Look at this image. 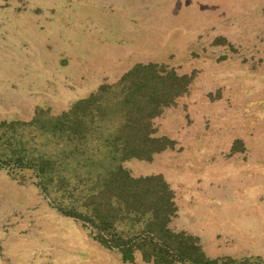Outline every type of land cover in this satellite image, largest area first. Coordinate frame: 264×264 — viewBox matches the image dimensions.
<instances>
[{"label": "rangeland", "instance_id": "obj_1", "mask_svg": "<svg viewBox=\"0 0 264 264\" xmlns=\"http://www.w3.org/2000/svg\"><path fill=\"white\" fill-rule=\"evenodd\" d=\"M137 62L194 79L155 119L175 148L125 166L164 175L179 206L170 226L198 237L208 256L264 264V212L194 207L204 193L225 203L228 186L250 199L264 192L241 178L264 155V0H0V121L66 109ZM14 174L0 168V264H91L78 250L79 231L90 229L55 208L30 173ZM104 248L98 264H154Z\"/></svg>", "mask_w": 264, "mask_h": 264}, {"label": "trees", "instance_id": "obj_2", "mask_svg": "<svg viewBox=\"0 0 264 264\" xmlns=\"http://www.w3.org/2000/svg\"><path fill=\"white\" fill-rule=\"evenodd\" d=\"M194 74L165 62H137L68 108L38 106L29 119L0 121V168L30 173L55 208L83 221L125 262L251 264L213 258L198 237L170 224L178 206L162 174L134 175L125 162L174 149L155 119L186 94Z\"/></svg>", "mask_w": 264, "mask_h": 264}, {"label": "crops", "instance_id": "obj_3", "mask_svg": "<svg viewBox=\"0 0 264 264\" xmlns=\"http://www.w3.org/2000/svg\"><path fill=\"white\" fill-rule=\"evenodd\" d=\"M256 150L258 151L260 150L261 153L264 154V146H259L256 148ZM246 163L247 164L245 165L247 166L248 164L251 166H254L255 171H254V174L251 175L250 177L251 179L247 178V173H245V177H241V178L242 180L243 179L250 180L251 184H245L244 186L245 188L249 187V189L253 190L259 187V184H262V183L264 184V155H262L261 157H256L255 159L250 160V161L248 160ZM248 182L249 181H247V183ZM231 190H232L231 187L228 186V188L226 189V193L223 195L224 202L226 201L225 203L217 204L212 199V195H214L213 197L215 199L216 193H212V194L204 193L205 197H203L202 199L198 198V204L195 205L194 207L202 208L203 210L205 209L209 210L210 208H213V209L222 210V211H226V210L241 211L243 209L256 207V208H259V212H264V192L262 194H259V198H258V193H256L255 198L250 199L248 197L247 192L240 194V195H235V193L231 192ZM176 204L178 206V201H176ZM251 205H254V206H251ZM178 210H179V206H178ZM178 210H177V213H178ZM233 230L236 231V229H233ZM79 232H80L79 240L81 242H80V247L78 250H84L83 254L81 253L79 254L80 259H83V257L84 258L86 257V259L88 258L90 259L91 264L100 263V261L103 260L104 255H105L104 246L100 242L95 240L93 237L91 236L89 237V234L86 233L85 231H79ZM73 258H77V254H73Z\"/></svg>", "mask_w": 264, "mask_h": 264}]
</instances>
